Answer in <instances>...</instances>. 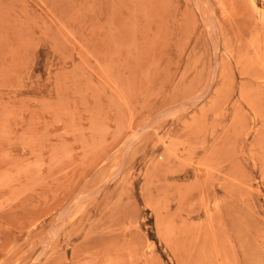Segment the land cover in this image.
<instances>
[{
	"label": "rangeland",
	"instance_id": "374dc122",
	"mask_svg": "<svg viewBox=\"0 0 264 264\" xmlns=\"http://www.w3.org/2000/svg\"><path fill=\"white\" fill-rule=\"evenodd\" d=\"M0 264H264V0H0Z\"/></svg>",
	"mask_w": 264,
	"mask_h": 264
}]
</instances>
